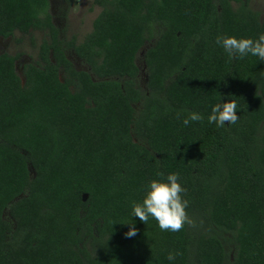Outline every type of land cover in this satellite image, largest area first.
I'll list each match as a JSON object with an SVG mask.
<instances>
[{
  "label": "trees",
  "instance_id": "trees-1",
  "mask_svg": "<svg viewBox=\"0 0 264 264\" xmlns=\"http://www.w3.org/2000/svg\"><path fill=\"white\" fill-rule=\"evenodd\" d=\"M95 4L79 41L50 0H0V37L46 36L24 79L20 55H0V264H264V61L215 43L257 38L260 13L250 0ZM229 98L236 123L209 124ZM190 112L202 120L185 126ZM172 172L184 226L135 220L148 182Z\"/></svg>",
  "mask_w": 264,
  "mask_h": 264
},
{
  "label": "clouds",
  "instance_id": "clouds-1",
  "mask_svg": "<svg viewBox=\"0 0 264 264\" xmlns=\"http://www.w3.org/2000/svg\"><path fill=\"white\" fill-rule=\"evenodd\" d=\"M215 43L230 59H243L251 55L264 61V33L255 39L218 35ZM238 108V103L232 98L218 103L212 107L211 113L207 117L208 123H214L218 128L223 127L226 123L234 124L238 120ZM200 120H202V116L199 113L190 112L184 118L183 124L187 126L191 121ZM184 192L185 189L180 182L178 173L172 172L166 177L152 179L148 182L142 201L132 204L131 216L146 224L151 217L156 220L161 231L177 232L188 219L186 212L188 201L183 198ZM122 223L130 225L125 233L126 238L137 235L135 223ZM167 258L169 261H173L175 256L169 253Z\"/></svg>",
  "mask_w": 264,
  "mask_h": 264
},
{
  "label": "rangeland",
  "instance_id": "rangeland-1",
  "mask_svg": "<svg viewBox=\"0 0 264 264\" xmlns=\"http://www.w3.org/2000/svg\"><path fill=\"white\" fill-rule=\"evenodd\" d=\"M50 12L54 23L65 30L67 38L76 36L79 41L90 33L93 29V23L101 12V8L95 4V0H78L75 5H70L66 0H50ZM250 6L258 11L261 20L264 21V0H250ZM46 38L40 31H31L28 34L17 32L12 38L0 37V55L8 53L16 56L20 55L16 63L18 74L24 79V66L38 60L40 45ZM139 59V65L143 69V82L145 80L144 62ZM78 67H81L80 61L73 57Z\"/></svg>",
  "mask_w": 264,
  "mask_h": 264
}]
</instances>
